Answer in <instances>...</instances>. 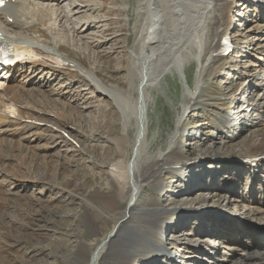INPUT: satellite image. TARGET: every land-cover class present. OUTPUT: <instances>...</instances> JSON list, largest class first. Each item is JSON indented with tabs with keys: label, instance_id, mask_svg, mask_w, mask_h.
Masks as SVG:
<instances>
[{
	"label": "rangeland",
	"instance_id": "rangeland-1",
	"mask_svg": "<svg viewBox=\"0 0 264 264\" xmlns=\"http://www.w3.org/2000/svg\"><path fill=\"white\" fill-rule=\"evenodd\" d=\"M97 1L102 2V0ZM106 1L108 3L101 11L94 10L86 14L95 21L91 24V28H94L84 30L81 35L89 37L88 40H79V37L73 35L70 29L60 27V24H57L59 30L50 34L44 27L49 24V17L45 19L44 26L36 24L31 31L21 34L23 37H28V40L49 44V47H52V41L56 40L61 49L56 55L38 52L40 59L37 58L38 56L35 58L45 65L37 68V75L40 73L38 78H26L27 74L32 73L29 65H25V69L22 70L25 77L23 75L19 77L24 82L23 85L28 94L32 95L30 89H34L33 87H36L35 90L41 87L43 93H46V102L51 101V105L42 108L41 101L45 102V100L41 98L40 94L34 93V102L28 99L25 93H22L25 102L16 103L12 102L9 97H5L0 108V116L21 123L15 126L11 125L10 129L15 131L14 135L7 133L0 136L2 142L0 146V220L2 219L0 221V264H78L75 262L74 252H83L89 248L91 242L106 238L105 235L107 236L114 226V219L121 215L125 209L126 201L124 200H118L114 204L116 212H119L118 215L106 208L104 203L108 198L112 200L117 198V194H113L114 190L117 192L114 179L111 178L109 172L110 168L119 160V152L113 146L115 141L112 135L109 136L111 132L107 125L110 124L109 122L118 124V116L109 106L107 99L95 92L92 84L87 78H84L82 73L86 69L85 71L93 72L108 86L122 89L128 87L126 78H124L125 71L121 68L126 65L125 57L131 47L132 20H126L128 11L120 8V1ZM49 4L59 7L63 3ZM253 10L259 11L254 8ZM236 15L245 17V22L240 23L238 31L231 35L237 50L225 58L222 56L219 58L215 64L218 71L207 79L208 84L199 98L200 101L191 107L185 120V124L190 127L212 126L217 130L231 116L232 124L229 128L235 134L237 132V135H241L240 138H242L233 142L227 141L220 148L219 161L214 162L215 165H209L219 173V180L228 182L232 180V175L235 173L233 166L243 165L240 163L241 158L258 157L255 156L258 155V152H264V148H261L264 144V138H262L264 137V127L257 126L242 133L241 126L236 125L242 118L240 107L243 105L247 107L251 102L250 99L254 98L253 93H242L241 74L249 75L251 69L248 66L254 64L248 58L250 55H255L252 51L255 47L251 46L255 37L252 31L256 27L264 31V25L261 20H257L256 13L254 14L251 9L244 10L241 5L234 13V17L237 18ZM258 15V18H261L260 13ZM72 16L70 17L72 18ZM37 17L41 19L40 16ZM59 19L64 21L61 17ZM94 29L95 31L92 32ZM243 47L245 48L243 49ZM263 56V54L258 55L259 58H264ZM117 67H121L120 70ZM195 67L196 65L192 62L188 73V86L191 87L194 84ZM42 75H45L44 78H40ZM47 78L50 79L49 83ZM260 78L262 79V76ZM27 81L29 82L27 83ZM179 81L176 76L168 77L166 81H162V86L156 92H151L155 101L149 110L150 135L151 138L152 136L156 138L150 148L151 154L159 149L168 148V137L183 103L182 86ZM239 102L241 103L239 104ZM50 106L51 108H49ZM19 110L27 111L28 115L33 118L18 117L20 116L18 115ZM254 116L256 117V114L250 112L248 117L253 119ZM24 124L32 126V129L26 127L24 129L23 126H26ZM113 130L117 132L118 125ZM260 131L262 134L259 133ZM70 134L73 135L70 136ZM69 137L74 140L76 145L68 139ZM251 140L256 141L260 146L248 148V142ZM189 142L193 141L188 139L181 146V150L186 156L184 162L180 163L181 166H185L189 160H195L207 153L203 143L196 144V147L194 144L190 145ZM2 144L5 145L2 146ZM208 151L210 152V150ZM123 158L124 166H126L130 158V149L127 156ZM190 172L199 177L202 171L195 169ZM27 173L33 176H28ZM186 175L184 169L175 168L168 172L165 176L166 192L162 195L153 188H146L142 205L138 207L137 213L133 214L128 219L129 221H123L122 231L125 230L123 232H127V227L131 231L136 228L139 231L138 235L134 236L133 246L129 247L131 253L128 254L129 256L115 254L120 249L118 247L121 244L120 238L110 243L111 254H105L101 264H130L127 262L130 258L138 260V264H157L156 258L161 255L159 248L173 249L176 241L181 245L194 241L195 238L189 231L192 224L187 228H183L181 225L177 228L174 227L179 222L185 221L181 213V209L185 206L194 211L199 209L194 213H200L204 209L198 205L201 192L188 190L190 182L186 183L184 180ZM260 176L264 178V170ZM232 182L227 185L233 187L234 183ZM240 185L244 190L247 187L249 191L252 190L250 178L244 177ZM42 186L53 187L51 189L53 192L45 191L43 194H38L36 191ZM178 186L179 192L170 193ZM18 189L19 193L16 192ZM170 202L172 203L170 204ZM242 205L240 200L226 199L224 201L222 199L220 210L229 218L234 213L238 214L237 212L243 208ZM245 205L247 204L245 203ZM250 207L252 206L250 205ZM160 209L166 210V216L171 222V226L165 231L164 236H161L158 226L152 222V219L157 217V210ZM243 210L248 212V209ZM9 215H14V218L17 215V218L12 220ZM237 221L238 219L232 218L231 223H237ZM185 229L187 230L184 231ZM208 239L212 241L211 238ZM197 240L200 243V240L203 239ZM208 245L212 246L213 244L209 242ZM222 246L226 245L218 243L215 247L225 252L227 248ZM173 252L180 259L182 253L177 250ZM66 253L68 256L65 255Z\"/></svg>",
	"mask_w": 264,
	"mask_h": 264
},
{
	"label": "bare ground",
	"instance_id": "bare-ground-1",
	"mask_svg": "<svg viewBox=\"0 0 264 264\" xmlns=\"http://www.w3.org/2000/svg\"><path fill=\"white\" fill-rule=\"evenodd\" d=\"M4 1L6 2V6L0 9V42L14 46L19 51L18 54L24 55L25 58H23L22 62L15 68H9L7 70V74L9 75L7 81L0 82V108L4 103L5 97H9L12 102H25V97L22 93H25L28 99L33 101L35 96L34 93L40 94L41 98L45 100V102L41 101V103H43L41 107L45 108L51 105V101L46 102V93H43V90L40 89L41 87H38L37 90H35L36 87H33L34 89H30L32 95L28 94L23 85L24 82H22L19 77L23 75L22 70L25 69V65H29L32 73L27 74L26 78H38L40 73L37 75V68L45 66L40 60L35 58L38 56V52L42 51L47 54L56 55L61 48L56 40H53V46L49 47V44H42L41 42L32 41L30 39L28 40V37H23L21 34L31 31L36 24L44 26L45 19L49 17L50 22L44 27L50 34L59 30L57 24H60V27L63 26L70 29L73 35L79 37V40H88L89 37L81 35H83L84 30L90 29L91 24L95 23V21L91 20L86 14L94 10L101 11L108 2L106 0H102V2H98L97 0ZM117 1H120V8L122 10L128 11L126 20H132L130 31L133 37L130 50L125 57L126 65L123 68L117 67L119 70L120 68L124 69L126 74L124 78H126L128 87L127 89H122L116 86H108L105 82L98 79L93 72L88 70L85 71L86 69L83 70L82 73L84 78H87L92 84V88L95 92L107 99L106 101L109 102V106L118 116V124L109 122L110 124L107 125L111 132L109 136L112 135L115 141L113 142L115 143L113 146H115L119 152V160L110 168L109 172L112 176L111 178L114 179L117 192L114 190L113 194H117V198L115 200L108 198L104 203L106 208L110 209L113 213L116 212L114 204H116L118 200L126 201V206L121 215H118L119 212H116L118 216L114 219L115 223L113 228L107 236L105 235L106 238H100L97 239V241L91 242L88 249L85 250L82 248L85 250L83 252H74L75 262L78 264H101L103 256L105 254L109 255L111 252L110 243L120 238L121 244L118 245L120 249L117 250L115 254L120 253L121 256H127L131 253L129 252V247L131 245L133 246L134 236L136 234L138 235L139 231L137 228L131 231L127 227V232H123L125 231H122L123 221L128 220L133 214L137 213L138 207L142 205L147 187L157 190L161 195L164 194L166 192L165 176L171 170L178 168L186 170L187 175L184 180L186 183L190 182L188 190L190 192H194L195 190L201 192L198 205L200 208L204 209L200 213H194L199 209L194 211L186 206L181 209L182 217H184L185 221L179 222L174 227L177 228L181 225V227L187 228L188 225L192 224L189 231L195 239H193V242H187L182 245L176 241L173 249H160L158 247L161 255H158L156 258L157 264H264V178L261 177L262 175L260 176L264 170V164L262 161L257 162L254 160L251 164L242 163L243 165L233 166L235 173L232 175V180L229 182L227 180H219V173L214 171L210 166L215 165L213 163L219 161V156H221L219 154L220 148L226 144L227 141H236L241 136L237 135V132L235 134L230 130L229 127L232 124L231 116V120L228 119L224 125L218 127L219 129L217 130L212 126L195 128L185 124L186 117L189 114L188 112L195 103L200 101L199 98L207 87V79L215 75L218 71L215 64H217V61L221 57L220 50L223 39L232 40L234 49L231 54L237 50V46L233 38H231V35L238 31L240 23L245 22L244 16L241 17L236 15L238 17H234L238 5L243 3V6H241L244 10L251 9V7L255 10H259L256 11L255 17L257 20H261V23L264 25V9L262 8V4L258 2L253 3L251 0ZM59 2L63 3L59 7L49 4ZM259 13L261 18H258ZM57 15L63 18L64 21L59 19ZM71 15H73L72 18L70 17ZM37 16H40L41 19ZM11 19L13 20L12 22H10ZM93 31H95V29L92 30V32ZM252 32L255 37L251 46L255 47L252 49L255 55H250L248 58L254 62V64L248 66V68L251 69L250 74L247 76L241 74V78L242 93H253L254 98L250 99L251 102L247 107H245V105L242 107L239 106L241 108L240 113L242 118L236 125L241 126L242 133L257 126L264 127V58L258 57V55H264V31L256 27ZM244 48L245 47H243V49ZM192 62L196 65L193 87L188 86V73ZM23 76L25 77V75ZM44 76L45 75H42L40 78H44ZM171 76H176V78L180 80L179 82L182 86L183 103L181 104V111L168 137V148L165 150L159 149L151 154L150 148L156 139L155 136L151 138L150 135L151 121L149 119V110L155 101L151 92H156V90L162 86V81H166L168 77ZM261 76L262 79L260 78ZM28 82L29 81H27V83ZM49 82L50 79H48V83ZM240 103L241 102H239V104ZM49 108H51V106ZM250 112L256 114V117L254 116L253 119L249 118ZM28 114L27 111L19 110L18 115L20 116L18 117L23 119L33 118ZM109 118L111 121L110 114ZM17 124L21 123L14 122L5 116H0V136L7 133L14 135L15 131L11 130L10 127L11 125L15 126ZM117 125L118 131L115 132L113 129ZM23 127L24 129H30L32 126L26 125ZM261 132L262 131L259 133L262 134ZM72 135L70 134V136ZM188 139L193 141L189 142V144H194L196 147V144L203 143L205 146L204 148L207 149V153L195 160H189L187 165L181 166L180 163L184 162V157H186L181 150V146ZM1 143L0 140V146ZM5 144H2V146ZM248 144L250 145L247 146L248 148H251V146H253V148L260 146L256 141L252 140L248 142ZM43 146L45 145L43 144ZM66 147L68 148V146ZM261 148H264V144ZM129 149L130 158L126 166H124L125 161L123 157L127 156ZM208 150H210V152ZM255 156H264V152H258V155L256 154ZM207 163L208 165H206ZM195 169H200V171H202L199 177L190 172ZM28 176L33 175L28 174ZM244 177L252 180L251 191H249L248 187L245 190L241 187L240 184ZM40 180L43 181L44 179ZM53 182H56L55 179ZM231 182L234 183L233 187L227 185V183ZM13 183L15 184L16 182ZM52 188L53 187L42 186L39 187L36 192H38V194H43L45 191H51L52 193ZM19 191V189L16 190L17 193H19ZM172 192H179V186L171 190L170 193ZM209 198L215 200H210ZM222 199H224V201H226V199L240 200L243 203V208L237 212L238 214L234 213L231 217L227 218L220 210ZM171 203L172 202H170V204ZM245 203L247 205H245ZM250 205L252 207H250ZM243 209H248V212ZM165 211L163 209L157 210V217L152 219V222L158 226L161 236H164L165 231L171 226V222L166 216L167 212ZM9 216H11L10 219L12 220L17 218V215L15 218L13 217L14 215ZM232 218L238 219L237 223H231ZM186 230L187 229L184 231ZM208 238H211L212 241ZM197 239L203 240H200L199 243ZM209 242H212L213 245H208ZM218 243L221 245L225 244L226 246L222 247L227 248V250L223 252L219 250V248H216L215 246ZM175 250L182 253L180 259L175 252H173ZM68 252L70 251L68 250ZM65 255L68 256L67 253ZM127 262L130 264H138L139 261L130 258Z\"/></svg>",
	"mask_w": 264,
	"mask_h": 264
}]
</instances>
